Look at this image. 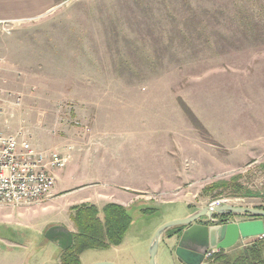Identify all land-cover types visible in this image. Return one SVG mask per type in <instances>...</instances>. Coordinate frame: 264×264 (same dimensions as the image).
Masks as SVG:
<instances>
[{"label": "rangeland", "instance_id": "rangeland-1", "mask_svg": "<svg viewBox=\"0 0 264 264\" xmlns=\"http://www.w3.org/2000/svg\"><path fill=\"white\" fill-rule=\"evenodd\" d=\"M60 1L0 31V133L22 130L37 148L70 154L75 139L111 121L112 138L134 137V160L142 157L138 140L180 135L202 143L203 166L185 160L180 170L191 179L174 189L153 188L154 176L137 169L139 161L134 172L121 168L117 176L76 170L67 181L75 191L65 197L51 192L37 204H0V240H16V254L50 258L56 248L43 234L53 222L72 221L69 201L133 175L123 240L84 251V263L149 264V243L160 225L216 201L263 209L264 0ZM83 146L91 147L90 139ZM220 218L208 222L256 217ZM257 241L264 252V237L242 239L225 252ZM0 247L7 249L5 240ZM176 261L162 240L156 264Z\"/></svg>", "mask_w": 264, "mask_h": 264}, {"label": "crops", "instance_id": "crops-1", "mask_svg": "<svg viewBox=\"0 0 264 264\" xmlns=\"http://www.w3.org/2000/svg\"><path fill=\"white\" fill-rule=\"evenodd\" d=\"M61 2L63 1L0 0V19L15 20L17 23L23 20L34 19L47 13ZM66 46L67 43L65 42V47ZM84 115L85 114L82 116ZM94 120L97 121L95 117ZM111 125V121H108L107 126L103 125L105 127L104 130H102V127L100 126L97 127V130L94 131L97 134L86 135L75 139V141L78 142H73L76 146L75 149L72 147L74 150H71L70 158L65 167L67 171L65 168L54 171L55 185L52 190L53 195L60 198L61 196L65 197V193L68 195L75 191L68 189L67 181L71 174L79 169H90L92 174L100 172L108 176H117L121 173V168H130L134 172V161H139L135 164L137 165L136 168L140 170L146 168L148 170L146 172L151 176H154L153 188L158 187V189H162L161 187L166 184L170 187L169 189H174L178 188L180 183L185 184L187 178H190L191 176V174H187L186 170H180V168L183 167V162L185 160L189 159L195 168L199 167L200 170L203 166L202 143L187 140L186 137L180 135L173 141L166 140L165 138L138 140L137 144L139 146H137V148L141 150L142 157L140 160H134V137L132 139H120L119 137L112 138ZM89 139L92 146H83V144L88 142ZM172 152H177L179 157L173 158L169 156ZM115 181L117 183L109 189H95L93 192L75 196L71 199L72 201H69L67 206L72 207L81 203H91L101 210L106 203L112 202L127 208V206L134 201L133 194L131 193L134 192V175L131 177V181L128 182L121 183L117 180ZM106 198L108 200H104ZM52 225H62L72 232V234L76 231L72 221H68L67 224L53 222ZM176 236L177 235L165 237L161 239L158 244L159 247L161 241L164 240L167 250L175 261L177 258L173 254V246H175L177 241ZM4 240L7 249L0 247V258H2L0 264H61L60 255L63 250L53 242L51 243L56 248V252H54L50 258L44 259L38 257L34 260L36 256L34 253L28 251L19 255L14 252V249L11 246H15L14 244L17 243L16 240L7 239V237H5ZM2 241L0 240V242ZM20 247H22V245H20ZM6 250L8 251V254L5 253ZM10 254L12 257H10ZM82 254L83 253L80 254V257ZM32 260L33 263L31 262ZM80 262L81 264H92L84 263L81 258ZM177 264L180 263L177 262Z\"/></svg>", "mask_w": 264, "mask_h": 264}, {"label": "water", "instance_id": "water-1", "mask_svg": "<svg viewBox=\"0 0 264 264\" xmlns=\"http://www.w3.org/2000/svg\"><path fill=\"white\" fill-rule=\"evenodd\" d=\"M246 213L256 218L220 224L200 223L202 218L212 221L226 215ZM176 226H184L177 235L175 255L180 264H203L207 250H225L233 247L238 241L246 238L264 236V210L223 204L221 206H205L188 216L171 220L160 225L149 243V264H156L158 244L165 233ZM44 237L55 243L62 250L69 248L73 242V234L62 225H52L46 229ZM92 264H114L108 261Z\"/></svg>", "mask_w": 264, "mask_h": 264}, {"label": "built area", "instance_id": "built-area-1", "mask_svg": "<svg viewBox=\"0 0 264 264\" xmlns=\"http://www.w3.org/2000/svg\"><path fill=\"white\" fill-rule=\"evenodd\" d=\"M12 26L13 20L0 19V31L9 32ZM69 158L68 153L37 148L22 130L8 136L0 133V204L21 206L42 202L54 188V171L64 168ZM223 204L225 201H216L211 206ZM216 251L207 250L205 260Z\"/></svg>", "mask_w": 264, "mask_h": 264}, {"label": "trees", "instance_id": "trees-1", "mask_svg": "<svg viewBox=\"0 0 264 264\" xmlns=\"http://www.w3.org/2000/svg\"><path fill=\"white\" fill-rule=\"evenodd\" d=\"M189 113L191 114L190 111ZM227 184L224 181L215 185L225 186ZM262 208L264 209V207ZM71 210L70 218L76 231L73 233L71 246L61 252V264H81L80 254L84 251L90 249L102 250L111 245H119L130 224V216L126 208L112 202L106 203L101 210L91 203L74 205ZM227 216L230 215L223 217ZM182 229L178 226L173 227L165 233V236L179 235ZM261 246V241L253 242L247 247L244 246L241 252L234 254H227L225 250L221 249L207 260L213 261V264H264L262 258L264 252Z\"/></svg>", "mask_w": 264, "mask_h": 264}, {"label": "flooded vegetation", "instance_id": "flooded-vegetation-1", "mask_svg": "<svg viewBox=\"0 0 264 264\" xmlns=\"http://www.w3.org/2000/svg\"><path fill=\"white\" fill-rule=\"evenodd\" d=\"M227 217H229V216H227ZM224 218H226V217H221L220 219L223 220ZM199 222L200 223H210V222L206 221L205 218H202ZM221 223H223V222H221ZM210 224H220V223H210Z\"/></svg>", "mask_w": 264, "mask_h": 264}]
</instances>
